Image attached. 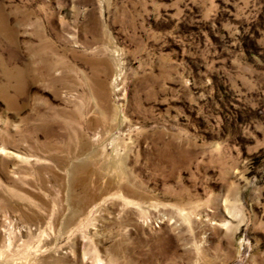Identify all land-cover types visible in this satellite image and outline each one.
Wrapping results in <instances>:
<instances>
[{
  "label": "rangeland",
  "instance_id": "obj_1",
  "mask_svg": "<svg viewBox=\"0 0 264 264\" xmlns=\"http://www.w3.org/2000/svg\"><path fill=\"white\" fill-rule=\"evenodd\" d=\"M0 264H264V0H0Z\"/></svg>",
  "mask_w": 264,
  "mask_h": 264
}]
</instances>
